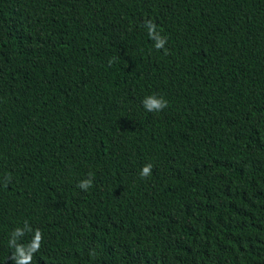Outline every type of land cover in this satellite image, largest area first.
Returning <instances> with one entry per match:
<instances>
[{
	"label": "trees",
	"instance_id": "16d2710c",
	"mask_svg": "<svg viewBox=\"0 0 264 264\" xmlns=\"http://www.w3.org/2000/svg\"><path fill=\"white\" fill-rule=\"evenodd\" d=\"M25 221L31 264H264V0H0V264Z\"/></svg>",
	"mask_w": 264,
	"mask_h": 264
},
{
	"label": "clouds",
	"instance_id": "9594fccd",
	"mask_svg": "<svg viewBox=\"0 0 264 264\" xmlns=\"http://www.w3.org/2000/svg\"><path fill=\"white\" fill-rule=\"evenodd\" d=\"M144 27L146 28L149 39L153 42V48L156 50H164L167 52L166 44L167 37L163 36L162 29L151 20L144 21ZM143 107L147 112H161L168 106L167 100L156 95L146 96L142 101ZM153 165L146 163L140 169L139 176L141 179H146L152 174ZM8 178L5 177V181ZM94 174L89 172L86 179H82L77 183V187L84 192L89 191L93 187ZM27 233H32L31 239L27 243H21V238ZM43 240V234L40 229H32L27 221H25L23 227L15 228L11 233L8 240V247L13 249L11 260L14 264H31L33 255L39 251L41 242ZM94 250L90 252V256H95Z\"/></svg>",
	"mask_w": 264,
	"mask_h": 264
}]
</instances>
